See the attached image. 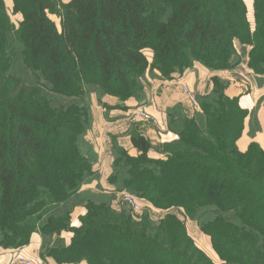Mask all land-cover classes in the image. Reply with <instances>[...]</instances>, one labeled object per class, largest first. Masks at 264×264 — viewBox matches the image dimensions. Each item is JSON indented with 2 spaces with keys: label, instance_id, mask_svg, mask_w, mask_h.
I'll use <instances>...</instances> for the list:
<instances>
[{
  "label": "trees",
  "instance_id": "obj_1",
  "mask_svg": "<svg viewBox=\"0 0 264 264\" xmlns=\"http://www.w3.org/2000/svg\"><path fill=\"white\" fill-rule=\"evenodd\" d=\"M12 4L22 17L18 27L0 0V251L21 248L38 232L41 256L58 264H214L173 215L154 222L150 213L135 219L113 210L112 192L127 190L156 210L188 213L222 264H264V149L251 143L238 150L248 113L220 80L199 99L200 112L168 114L177 138L161 145L163 157H150V139L132 133L137 155L111 146V192L81 191L99 179L97 153L86 138L92 95L99 102L142 100L139 79L147 68L164 79L195 63L233 69L241 58L235 39L264 79V0H253L254 30L243 0ZM15 40L17 76L10 66ZM74 202L86 208L78 227L70 226ZM207 211L208 221L201 217ZM67 229L68 245L58 237L51 242Z\"/></svg>",
  "mask_w": 264,
  "mask_h": 264
},
{
  "label": "crops",
  "instance_id": "obj_2",
  "mask_svg": "<svg viewBox=\"0 0 264 264\" xmlns=\"http://www.w3.org/2000/svg\"><path fill=\"white\" fill-rule=\"evenodd\" d=\"M201 70L197 68L190 70L187 75L183 73L185 76L183 77L184 83L188 85L196 95H199L210 91L212 88L210 87L209 80L204 81V75L219 76L227 81L226 94L231 98L236 97L238 105L248 113L244 119L242 133L236 141L238 150L245 152L251 143H256L261 149H264V103L261 101L264 96V86L258 84L257 81L259 76L252 75L253 73L248 71V82H246L245 86L243 85L241 89L239 83L233 79L230 71L210 73ZM179 87H181V85L164 89L163 94L158 96L156 103L148 105V109L153 113L160 124L159 126H152L151 129L148 127L146 130L140 131V133L149 137L152 143H167L177 138V135L168 129L164 117V110L169 104L172 105L175 102L182 101V106L184 105L188 108L185 111V114L188 116L193 115L195 112H200L199 105L197 106L198 108L193 107L192 104L188 102L187 98H185V95H183ZM105 102L109 105V108H93V124L91 130L88 132V136L95 146L96 151L100 153L102 157L104 155L106 156V158H102L103 163L96 167L98 172H102V174L99 175L98 180L83 184L81 191L90 190L98 192L100 188H102L104 191L111 192V189H113L107 182V177L111 172V138H118V140L121 138V141L118 142L123 143L129 154L136 153L135 148L130 142L129 126L122 122V119L127 116V111L133 106V103L130 101L123 102L117 99L115 101ZM118 120L122 121L116 122ZM147 125L149 124L147 123ZM148 155L152 158L163 157V153L160 150H154L153 148L149 151ZM116 200H118L117 197L112 201V207H114L113 204H115ZM136 203L138 206L142 205L143 207L154 209L143 199H137ZM85 212L86 209L84 206H76L71 213L70 225L78 227L80 224L79 219ZM59 237L63 238L65 245H68L72 237V232L61 231ZM41 245V235L38 232H34L31 234L27 245L15 250H1L0 264H8L14 257L26 259L30 261L31 264H58L51 257L41 256ZM78 264L87 263L81 261Z\"/></svg>",
  "mask_w": 264,
  "mask_h": 264
},
{
  "label": "rangeland",
  "instance_id": "obj_3",
  "mask_svg": "<svg viewBox=\"0 0 264 264\" xmlns=\"http://www.w3.org/2000/svg\"><path fill=\"white\" fill-rule=\"evenodd\" d=\"M67 1V0H64ZM245 6H246V17L247 20L249 21V25L251 27V30H254V6H253V0H243ZM4 3V7L6 9V12L9 16V19L11 20V22L13 23L14 27H18L19 26V22L22 19L21 14L20 13H16L13 10V4H12V0H3ZM50 18L52 19V21L55 23V25L57 27H59V19L55 14H51ZM235 48L236 50H238V52L240 53V61L238 62L237 66L234 67L233 69H226V70H209L207 68H205L203 65H201L200 63H195L193 68L187 69L184 74L187 75V73L190 70L193 69H197L200 68L201 69H205V70H201V71H205V72H210V73H219L220 71L223 72H231L233 79L236 80L239 85L241 86V89L243 87V85L245 86L246 82H248V71L252 72L251 69L248 67L247 63H248V58H246V55L243 54L244 52L240 50V44L239 42L235 39ZM13 49L11 50V52H13V61H12V72L17 76L19 74V67L20 62L18 60H16V57H20V50H19V44L17 42V40H15L13 42ZM248 49V47L246 48V50ZM245 50V53H246ZM148 62H151L152 60V52L151 51H145L144 52ZM253 73V72H252ZM251 73V74H252ZM183 75L178 76L176 75V77L173 79H164L162 78L160 75H155L153 70L151 71V69H146V71L144 72V74L140 77L139 82L142 86V90H141V94L143 93V99L142 100H137L135 99V97H131L129 99H127L126 101H130L131 103H133V106L127 111V116L122 119V120H118L116 122H124L125 124H127L129 126V134L131 135L132 133H140V131H144L146 130V128H152V126H159V122L158 120L154 117L153 113L148 109V105H151L153 103H156L157 98L160 94H163L164 89L168 88V87H176L178 85H181L180 90H182L183 95H185V98H187L188 102L192 104L193 107L198 108L197 106L199 105V99L204 96L207 95L210 91L204 93V94H199L196 95L194 91H192L188 85H186L183 81V77H185ZM204 75V81H210V87L213 88V86L217 83L216 80H220V82L226 83L227 81H225L223 78H220L219 76H208ZM252 75H256V74H252ZM258 84L259 85H264V79L263 78H258ZM178 84V85H177ZM211 88V89H212ZM107 97V98H106ZM102 99V101H98L95 95H92L91 97V112H92V120H91V125L89 130L87 131L86 134V138L87 140L92 144V147L94 148L95 152L97 153V159L94 162L93 166L96 168L98 165H101L102 162V158H106V156L104 155L103 157L101 156L100 153H98L95 149V146L93 145V143L90 140V137L88 136V132L91 130L92 128V124H93V108H98V109H103V108H109V105L105 102V101H115L116 99L119 101H122L116 97L113 96H106ZM142 98V97H141ZM156 99V100H155ZM193 99L197 102V104H195L193 102ZM124 101V102H126ZM175 102V101H173ZM172 102V103H173ZM182 101L179 102H175V103H171L172 105L169 104V106H167L164 110V117L166 120V124H167V118L169 117V113L172 114V116H176L180 113V111H183L185 113V111L188 109L187 107L182 106ZM263 102V101H262ZM263 104V103H262ZM200 108V107H199ZM200 110V109H199ZM181 114V113H180ZM147 123L149 125H147ZM168 125V124H167ZM144 135V134H142ZM146 136V135H144ZM149 138V137H148ZM110 139V138H109ZM121 141V138H111V146L113 143H117L118 145L124 147L122 142H118ZM151 141V140H150ZM152 143V141H151ZM164 144V142H154L152 143L153 149L154 150H159V148L161 147V145ZM125 148V147H124ZM126 149V148H125ZM127 150V149H126ZM136 150V149H135ZM128 151V150H127ZM151 151V150H150ZM112 153V148L110 149V154ZM129 154V152H128ZM137 150L135 154H129L131 156H135L137 155ZM112 159V156H110ZM94 159V158H92ZM112 162V161H111ZM102 174V172H98V175ZM82 188V187H81ZM86 191H90V190H85ZM90 192H94V191H90ZM112 194H114L118 200L115 201L114 207H112L113 210H117L119 211L120 209L126 210V212H130L133 217L135 219H140L143 214L146 213H150V219L154 222H157L158 220H160L162 217H164L166 214H171L173 215L175 218H177L179 221H181L184 226H185V230L186 233L192 238L193 242L195 243V245L201 249L205 255L210 259V261L214 264H222L223 262L220 260V258L218 257V255L216 254V252L214 251V249L212 248V243L210 240L209 235L205 234L204 232L200 231L199 226L197 224V222L191 218H189V214L186 213L184 210L182 209H177V208H172L169 210H154V209H150V208H146L143 207L142 205H139L138 208H135L130 201L126 198L128 196H126L127 194L132 195L135 199L134 201H137V197H135L132 193H130L127 190H114L112 192ZM84 197H88V194H84ZM113 203V202H111ZM75 208L76 206H84V203H73L72 204ZM112 205V204H111ZM135 208V209H134ZM86 209V208H85ZM157 211V212H155ZM203 216L204 219H206V221L210 220L209 218H211V214L209 211L204 212L201 214V217ZM80 222V219H79ZM71 226V225H70ZM65 232H71L70 229L65 230ZM60 235V234H59ZM58 237L60 238L58 235H52L51 237V242H54L55 239ZM9 264V263H8Z\"/></svg>",
  "mask_w": 264,
  "mask_h": 264
},
{
  "label": "built area",
  "instance_id": "obj_4",
  "mask_svg": "<svg viewBox=\"0 0 264 264\" xmlns=\"http://www.w3.org/2000/svg\"><path fill=\"white\" fill-rule=\"evenodd\" d=\"M193 102L195 104H197V102L193 99ZM126 197L130 203L135 207V208H138V204L136 203V201H134V197L130 194H127ZM134 208V209H135ZM9 264H31L30 261L26 260V259H23V258H20V257H14L10 262Z\"/></svg>",
  "mask_w": 264,
  "mask_h": 264
}]
</instances>
